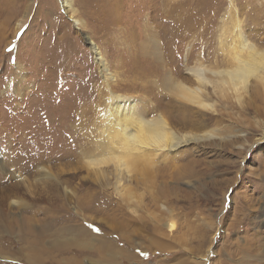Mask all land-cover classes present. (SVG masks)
I'll return each instance as SVG.
<instances>
[{
    "label": "rangeland",
    "instance_id": "obj_1",
    "mask_svg": "<svg viewBox=\"0 0 264 264\" xmlns=\"http://www.w3.org/2000/svg\"><path fill=\"white\" fill-rule=\"evenodd\" d=\"M160 1L151 11L143 10L146 0H111L102 9L117 7L121 16L100 29L73 0L85 25L79 29L61 0H0V264H98L103 236L128 251L121 264H264V118L242 144L218 136L178 149L161 165L166 173L138 188L135 172L118 191L86 165L83 154L96 153L97 112L107 101L89 40L121 80L131 77L132 60H142L141 38L134 37L148 17L180 75L201 51L207 64L223 66L236 25L264 49V0L170 1L177 13ZM216 108L221 124L208 131L220 136L226 129L242 136L239 118L255 120ZM42 169L52 176H41ZM87 233L96 239L83 248L76 241Z\"/></svg>",
    "mask_w": 264,
    "mask_h": 264
},
{
    "label": "bare ground",
    "instance_id": "obj_2",
    "mask_svg": "<svg viewBox=\"0 0 264 264\" xmlns=\"http://www.w3.org/2000/svg\"><path fill=\"white\" fill-rule=\"evenodd\" d=\"M78 1L86 11L87 18L100 29L106 25L108 27L113 18L119 16L117 7L113 8V11L112 8L106 9L105 12V9H102L109 6L111 0H101L102 6L101 3L96 4L94 0ZM146 1L148 3L143 5V10L150 7L151 11H154L156 8L152 7L156 6V3H161L160 0H152V4L148 0ZM170 1L175 3L176 0H163L162 3H167L177 13L179 5H171ZM61 2L65 10L71 14L74 25L79 29L84 28V22L76 17L77 9H74L73 0H61ZM116 5L118 6L117 3ZM103 15L109 17H106L104 22L101 20ZM148 18L141 29L142 35L138 34L134 37L137 40L139 37L141 38L138 53L141 54L142 60L131 61L128 71L131 77H127L126 80H121L109 72L108 63L102 56L99 47L89 40L90 49L100 67L99 70L107 87V101L103 111L97 112L100 122L97 131L99 139L95 138L93 143L96 153L92 152L91 154V148L89 151L86 150L87 152L83 155L85 158L89 156L85 160L88 167H97L95 171H97L98 180L103 185L114 183L115 189L118 191L121 190L119 189L121 185L130 182L135 176L137 188L140 184L154 182L157 173H166L165 167L169 162L168 155H172L182 147L208 143L217 139L218 136L223 140L226 139L227 145H232L230 143L242 144L241 142L245 139L243 134L248 128L253 125L261 127L256 118H264V96L261 92L264 90V49L251 44L242 28L236 25L234 35L226 47H223L227 57L223 66H213L215 63L207 64L201 51V53H197L194 64L185 65L186 73L180 75L175 62L167 59L164 55L165 43L160 39L159 33L154 32ZM109 79L113 83L110 84ZM112 84L117 87L127 84V87H134V92L137 93L119 94L113 90ZM106 97L104 98L106 99ZM257 102L262 103L263 107ZM218 104L222 109L230 108L238 110L240 114L254 115L255 120L250 123L239 118L237 124L242 126L241 131L243 132H240L242 136L232 134L229 129H226L221 136L214 130L209 132L208 127L221 124L218 117L220 113L216 108ZM168 113L170 116H167ZM228 139L230 140L228 141ZM88 152H90L89 155H87ZM40 171H42L40 175L44 178L52 176L45 169ZM133 172L137 175L132 177L130 175ZM123 188L126 189V186ZM126 195L128 201L132 200L134 198L133 189ZM163 210H165L164 206ZM259 211L264 215V201L259 204ZM170 227L173 229L174 225L171 224ZM84 234L86 233H81V235ZM106 237H97V241L100 243L97 253L101 259L98 264H121L118 262L120 256L128 251L113 245ZM84 238L83 242L76 241L83 248H88L91 242L96 239L93 234L88 233ZM76 245L78 244L76 243ZM71 263L75 264V262Z\"/></svg>",
    "mask_w": 264,
    "mask_h": 264
}]
</instances>
